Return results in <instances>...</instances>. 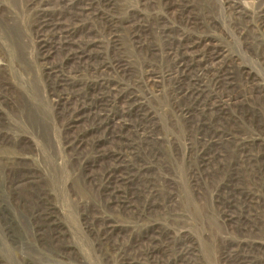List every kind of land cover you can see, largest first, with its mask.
<instances>
[{
	"label": "rangeland",
	"instance_id": "1",
	"mask_svg": "<svg viewBox=\"0 0 264 264\" xmlns=\"http://www.w3.org/2000/svg\"><path fill=\"white\" fill-rule=\"evenodd\" d=\"M0 264H264V0H0Z\"/></svg>",
	"mask_w": 264,
	"mask_h": 264
}]
</instances>
